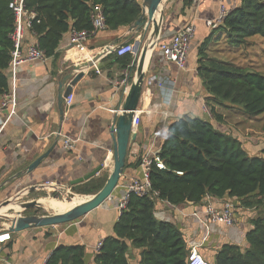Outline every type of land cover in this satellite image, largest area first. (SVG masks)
Instances as JSON below:
<instances>
[{
    "label": "crops",
    "instance_id": "obj_1",
    "mask_svg": "<svg viewBox=\"0 0 264 264\" xmlns=\"http://www.w3.org/2000/svg\"><path fill=\"white\" fill-rule=\"evenodd\" d=\"M190 1L191 5L183 10L181 0H166L158 40L169 42L188 23L195 25L196 33L183 70L179 71L168 61L157 45L149 51L137 107L140 122L136 140L128 150L127 160L130 164L136 163L148 152L156 153L168 137V125L183 116L213 122L220 131L238 137L251 151L259 149L260 142H263L261 138H250L248 133L257 136L259 130L249 123H257L261 116L250 119L243 115L247 119H238L234 109L213 106L221 121L212 118L204 103L206 92L197 75V49L211 36L213 39L207 51L210 59L226 62L222 57L226 53L236 52L226 47L225 35L216 31L219 27L217 17L222 5L232 10L241 0ZM138 34L142 36L143 30ZM136 35L131 31V26L117 32L108 30L82 47H75L70 44V35L66 33L55 56L47 57L43 62H24L18 67L14 86L16 114L0 132V231L9 229L20 202L50 198L54 192L49 188L51 185L65 194L69 191L78 196H89L77 193L85 190L86 184L92 180L107 179L113 165L111 128L118 115L113 111L120 110L125 99L122 92L116 91L114 82L122 72L134 65V57H118L105 50L131 41ZM33 41L32 36L24 34L22 55ZM129 56L132 58L130 65L122 69L120 62ZM91 57L93 61L88 69L84 63H89L88 58ZM251 57L250 65L256 64L257 58ZM72 65L81 69L83 76L77 83L70 80L65 84V87L72 85L73 98L70 106L64 104L61 118L57 104L58 84L63 77L62 72ZM129 69L131 84L135 69ZM159 78L165 80L164 89L158 88ZM3 96H0V104ZM5 117L6 111L1 113L0 121ZM65 139L74 142L72 148L64 147ZM39 157L42 160L38 166L28 171V167ZM98 167L102 169L94 177L71 186L72 181L86 177ZM139 175V168L130 166L124 170L122 179ZM30 189L33 191L28 193ZM121 193V188H117L106 205L74 222L19 233L9 232L10 240L0 244V264H46L50 255L61 245L82 246L86 264H94L96 244L113 235ZM224 201H214V206L220 208ZM7 202L9 204L3 206ZM203 209V201L179 206L158 201L154 217L157 221L178 227L190 247L197 246L201 256H204V252L212 254V264L214 255L222 245L247 246L245 236L251 228L248 217L252 216L249 211L240 212L235 208L236 222L232 227L210 224L206 232L201 223ZM31 214L32 211H26L22 216ZM131 256V264H139V252L135 250Z\"/></svg>",
    "mask_w": 264,
    "mask_h": 264
},
{
    "label": "trees",
    "instance_id": "obj_2",
    "mask_svg": "<svg viewBox=\"0 0 264 264\" xmlns=\"http://www.w3.org/2000/svg\"><path fill=\"white\" fill-rule=\"evenodd\" d=\"M181 1L183 10L192 2ZM10 2L0 0V96L10 91L14 31ZM95 5L102 7L106 31L111 32L132 26L141 14V0H24L25 8L36 15L31 30L25 33L31 36L34 32L46 57H53L66 33L91 29L89 14ZM216 31L225 35V45L232 51L245 49L248 39L255 36L264 43V0H241ZM212 39L197 49V75L206 92L204 103L210 115L221 121L213 107L217 106L239 110L250 119L262 116L264 74L248 66L210 59L207 51ZM131 59L129 56L120 62L121 68L130 65ZM129 68L133 71L135 64ZM167 131V139L156 152L166 169L152 168L150 173L151 194L157 193V197L130 195L113 235L102 241L93 263L131 264V254L136 250L139 264H186L191 247L178 227L155 219L156 203L199 204L209 196L231 200L238 211L247 210L252 215L248 217L251 228L245 236L247 246L222 245L213 264H264V147L260 143L259 152L251 151L238 137L220 131L213 122L189 116L171 122ZM250 138L257 139L253 135ZM140 159L134 164L127 160L124 170L139 167ZM105 181L106 177L92 180L77 194L94 195ZM84 257L82 246L61 245L46 264H86Z\"/></svg>",
    "mask_w": 264,
    "mask_h": 264
},
{
    "label": "built area",
    "instance_id": "obj_3",
    "mask_svg": "<svg viewBox=\"0 0 264 264\" xmlns=\"http://www.w3.org/2000/svg\"><path fill=\"white\" fill-rule=\"evenodd\" d=\"M9 9L12 11L14 15V31L11 34V40L13 44V50L11 53V60L9 63V79H10V91L3 96V99L0 104V115L4 111H6V117L3 121H0V132L4 128L5 124L16 114V99H15V76L18 67L24 62H32V61H40L43 62L47 59L44 51L40 49L39 44L36 39V35L34 32H31V36L34 41L29 47H27L26 53L22 55L21 47L24 38V34L27 30H31V24L34 18L36 17L35 13L32 11H28L24 6V0H11L8 5ZM231 10H228L225 6H221L219 9L217 23L222 24L225 18L228 16ZM89 20L91 29L76 31L71 30L69 32L70 35V44L75 45V47H82V45L89 40L96 37L99 33L106 31V26L104 23L103 10L100 5H95L92 7ZM195 26L193 24L186 26L180 32L175 34L171 40L167 43H159L157 42V46L162 51L164 57L172 62L176 68L180 71L185 68L186 58L188 55V51L190 48V44L193 36L195 35ZM141 36L139 34L136 35L134 39L128 42H124L118 46L117 49H114L112 46L108 47L105 51L109 53H114L118 57H123L125 55H131L136 58L137 51L141 48L140 43ZM89 63H84L88 65V69L93 59L88 58ZM83 65V64H82ZM92 67L93 64H92ZM158 88H165V80L162 78L158 79L157 82ZM130 86V73L128 69L120 74V76L115 80L114 87L126 96L128 88ZM72 95L70 94L66 99L65 103L67 106L71 105ZM121 111H113L116 114H119ZM139 112L137 111L133 118V131L137 132V127L139 125ZM113 127V125H112ZM74 145L73 141L69 139L64 140V147L66 149L72 148ZM139 171L140 175L137 177H121L118 187L121 188L122 193L119 199L118 205L116 207V212L119 217L126 210V206L129 201L130 195H136L140 198L146 197L148 195H152L155 198L157 197V193L151 194V183H150V173L152 168H155L160 171H164L165 165L159 156L156 153L148 152L140 159L139 163ZM123 176V175H122ZM51 187L54 189L56 186ZM53 191V190H52ZM214 201L216 199L206 196L203 199L204 202V211L203 217L201 219V223L205 228L206 232L209 230L210 224L223 225L226 227H232L235 224V207L234 203L231 201H224L220 208H216L214 206ZM10 240V234L8 229L0 231V244H3ZM102 246V241L96 244V252ZM186 264H208L203 257L199 254L197 250V246H193L190 248L189 255L186 260Z\"/></svg>",
    "mask_w": 264,
    "mask_h": 264
},
{
    "label": "water",
    "instance_id": "obj_4",
    "mask_svg": "<svg viewBox=\"0 0 264 264\" xmlns=\"http://www.w3.org/2000/svg\"><path fill=\"white\" fill-rule=\"evenodd\" d=\"M166 0H142L141 2V14L136 22L131 26V31L134 34H138L143 30L144 34H149L147 41L143 45V48L137 51L139 56L135 63L136 69L133 80L126 93L123 105L120 113L116 116L111 128L112 140H113V165L112 170L109 173L103 187L94 195L85 196L89 197L87 200L79 203L75 207L65 211L64 213L43 215L40 212L43 207L40 200L36 199L31 202H20L18 204V210L15 211V219L11 221V225L8 229L11 233H19L29 229H40L53 227L57 225H64L67 223L79 220L83 216L97 209L98 207L106 205L107 200L112 196L113 192L118 188L120 179L124 173L125 164L128 157L129 146L136 140V131H133V118L137 112V107L141 98V92L144 84L145 77V64L147 53L153 50L158 42L159 32L163 23V11ZM161 6V7H160ZM158 13V19L155 20L156 13ZM119 45L114 49H117ZM62 79L59 81V90L57 96V104L59 114L62 118L63 107L65 99L71 94V86L65 87V84L71 80L72 83H77L82 78V70L72 65V67L66 68L62 72ZM42 157L36 159L29 167L28 171H31L38 166ZM102 167H98L84 178L72 181L71 186L82 183L92 177H94ZM45 188V187H41ZM54 192H58L59 188L49 187ZM30 189L28 193L32 192ZM53 192V193H54ZM75 196L74 193H66V200ZM9 203H4L3 206ZM41 209V210H40ZM32 211L31 215L22 216L23 212ZM5 219H7L5 217ZM130 250V249H129Z\"/></svg>",
    "mask_w": 264,
    "mask_h": 264
},
{
    "label": "rangeland",
    "instance_id": "obj_5",
    "mask_svg": "<svg viewBox=\"0 0 264 264\" xmlns=\"http://www.w3.org/2000/svg\"><path fill=\"white\" fill-rule=\"evenodd\" d=\"M148 33L147 34H142L141 38H140V43H141V48L140 50L143 48V45L145 44V42L147 41L148 38ZM248 47H246L243 50L237 51V52H233V53H226L222 59H225V61L227 63H231L233 65H241V66H248L250 67V69H254L257 70L258 72H261L264 74V43L261 42V38L258 36L252 37L250 39H248ZM242 51V53H240ZM139 56V53L136 55V58H134V63H136L137 58ZM254 56L257 58V63L254 65H250L251 63L249 62V59L251 60L252 57ZM135 69H136V65H135ZM236 111L235 116H238V119H247L246 117L243 116L242 112H240L239 110H235ZM243 117V118H242ZM249 125L251 127H254L255 129L257 128L259 130L256 138L262 140L263 142H260V146L264 147V114L260 117V120L256 123V122H250ZM249 136L251 135L250 132ZM252 133V132H251ZM254 134V133H253ZM256 134V133H255ZM255 137V136H254ZM260 150L258 149V152ZM54 186V185H52ZM119 188V187H118ZM51 190V189H50ZM69 192V191H68ZM73 193V192H72ZM78 196V195H77ZM90 196V195H89ZM39 199V198H38ZM37 199V200H38ZM65 199H66V194L62 193L61 191L58 192H54L53 195L51 196L50 194V198H42L39 199L40 201H57V202H61V203H65ZM43 207V206H42ZM41 210V209H40ZM43 215H51L53 214L50 210H45L44 208L42 209V211L40 212ZM204 256H202L209 264H212V254H207L206 252H204Z\"/></svg>",
    "mask_w": 264,
    "mask_h": 264
},
{
    "label": "bare ground",
    "instance_id": "obj_6",
    "mask_svg": "<svg viewBox=\"0 0 264 264\" xmlns=\"http://www.w3.org/2000/svg\"><path fill=\"white\" fill-rule=\"evenodd\" d=\"M157 19H158V16H155L156 21ZM148 55H149V52L147 53L146 60H147ZM88 198L89 197L75 195L71 197L69 200L65 199V203H61L57 201H50V202L40 201V203L42 204L45 210H50L52 213L58 214V213H64L65 211H68L69 209L75 207L79 203L87 200Z\"/></svg>",
    "mask_w": 264,
    "mask_h": 264
}]
</instances>
